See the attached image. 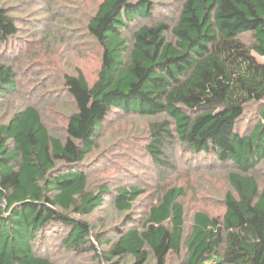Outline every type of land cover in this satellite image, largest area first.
Returning <instances> with one entry per match:
<instances>
[{"label":"trees","instance_id":"obj_1","mask_svg":"<svg viewBox=\"0 0 264 264\" xmlns=\"http://www.w3.org/2000/svg\"><path fill=\"white\" fill-rule=\"evenodd\" d=\"M176 1L170 17L171 7L154 0H101L85 31L101 65L92 83L81 70L63 77L75 108L61 132L38 103L0 124V264H67V255L90 252L103 264L127 256L169 264L171 254L179 264H264V0ZM163 10L170 14L157 16ZM17 34L0 5V101L24 97L22 67L33 49L15 68L21 41L8 43ZM116 111L151 118L144 148L159 182L175 169L176 150L190 168L229 165L224 213L196 211L186 233V189L160 184L139 226H113L115 238H103L89 216L109 198L131 224L145 194L138 185L91 189L85 160Z\"/></svg>","mask_w":264,"mask_h":264},{"label":"rangeland","instance_id":"obj_2","mask_svg":"<svg viewBox=\"0 0 264 264\" xmlns=\"http://www.w3.org/2000/svg\"><path fill=\"white\" fill-rule=\"evenodd\" d=\"M51 1L53 0H0V5L7 7L17 20L16 40L8 43V47H15L17 44L15 41H21L17 54L11 58V64H14L15 68H20L22 62H27L23 57L30 52V47L33 49V55L28 59L30 62L22 67V71L26 72L22 87L24 97L22 95L20 97L19 92L0 101V124L7 123L12 114L26 104L38 103L49 120L51 131L60 133L69 112L74 107L63 86V77L68 73L77 74L78 70L85 74L90 83L97 77L101 65L100 49L92 40L86 38L85 31L88 19L94 15L101 0H58L53 7ZM154 1L160 6H170L172 9V15L163 10L156 11L157 16L160 12H164L163 16L166 14L174 16L176 7L173 3H177L176 0ZM68 36L77 39L71 40ZM241 37L249 42L251 35L248 33ZM257 57L264 63V56ZM41 98L44 100H40ZM51 104L57 106L56 116L48 111L52 110ZM150 121V117L114 112L105 122L96 147L85 160L92 190L104 185L110 186L113 191L132 185L145 189V194L138 198L133 211L129 213L135 220L131 224L125 221L126 213L118 212L109 198L105 200L102 209H97L89 216L91 224L98 226L104 233L103 238L110 241L115 238L113 226L141 224L147 208L152 202L157 201L159 195L157 187L160 184L182 185L186 189V194L180 198L185 207L186 233L191 231L196 211L204 210L213 216H221L225 211L221 197L228 190L225 168L230 166L218 165L210 171H204L196 166L190 168L180 150H176L171 155L175 169L164 171L169 179L165 181L162 179L159 182L157 171L151 165L152 161L144 148L148 142ZM244 129L245 126L242 127V130ZM107 247V244L99 246L100 250L103 248L104 251ZM51 252L55 255L57 250L51 249ZM66 258L70 259L67 264H103L97 261L93 252L77 256L76 259L69 255ZM168 262L179 264L178 256L171 254ZM134 263V259L127 256L120 264Z\"/></svg>","mask_w":264,"mask_h":264}]
</instances>
